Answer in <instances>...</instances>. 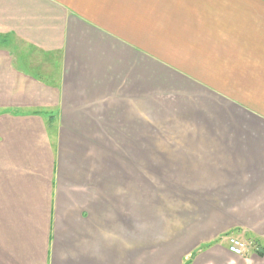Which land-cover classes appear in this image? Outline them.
<instances>
[{
  "label": "crops",
  "instance_id": "0c3cea01",
  "mask_svg": "<svg viewBox=\"0 0 264 264\" xmlns=\"http://www.w3.org/2000/svg\"><path fill=\"white\" fill-rule=\"evenodd\" d=\"M0 264H264V0H0Z\"/></svg>",
  "mask_w": 264,
  "mask_h": 264
},
{
  "label": "rangeland",
  "instance_id": "374dc122",
  "mask_svg": "<svg viewBox=\"0 0 264 264\" xmlns=\"http://www.w3.org/2000/svg\"><path fill=\"white\" fill-rule=\"evenodd\" d=\"M7 46L11 47L12 45L9 44ZM16 49H17L18 53H21V52H19V51H22L21 48H20V50L18 48H16ZM10 51H16V50L14 47H11ZM23 51H24V53L18 54V62L19 63L21 62L20 64H22V63H23V65L30 64V67L32 66V68H34V69L40 68L41 70L39 72H41L43 74H42V76L41 75H39V76L42 77V79L51 80L49 78L55 77V74L49 75V70L46 67L47 65L45 64V61L47 60L46 58L36 56L35 54L29 53V51L24 50V49H23Z\"/></svg>",
  "mask_w": 264,
  "mask_h": 264
},
{
  "label": "built area",
  "instance_id": "2783aa9c",
  "mask_svg": "<svg viewBox=\"0 0 264 264\" xmlns=\"http://www.w3.org/2000/svg\"><path fill=\"white\" fill-rule=\"evenodd\" d=\"M228 245V251L234 256L242 257L249 250L254 248V244L251 241L230 236L226 239Z\"/></svg>",
  "mask_w": 264,
  "mask_h": 264
}]
</instances>
